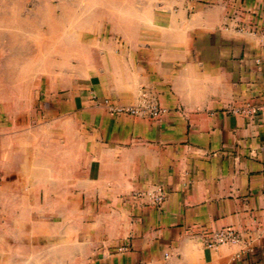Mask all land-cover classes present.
Listing matches in <instances>:
<instances>
[{"label": "crops", "instance_id": "0c3cea01", "mask_svg": "<svg viewBox=\"0 0 264 264\" xmlns=\"http://www.w3.org/2000/svg\"><path fill=\"white\" fill-rule=\"evenodd\" d=\"M169 14L135 24L126 47L100 58L99 73L54 93L57 138L72 117L90 159L88 194L106 211L94 215L95 236L76 233L69 249L63 231L56 259L30 264H264V0L184 1ZM105 99L150 100L168 112L111 114ZM246 105L258 111L232 112ZM156 188L159 205L147 196ZM227 227L239 242L206 248ZM15 236L0 228V264H16Z\"/></svg>", "mask_w": 264, "mask_h": 264}, {"label": "rangeland", "instance_id": "374dc122", "mask_svg": "<svg viewBox=\"0 0 264 264\" xmlns=\"http://www.w3.org/2000/svg\"><path fill=\"white\" fill-rule=\"evenodd\" d=\"M184 1L0 0V228L15 230L16 264L56 259L59 234L71 249L74 234L96 235L94 215L106 211L88 194L90 159L72 117L57 138L54 93L99 73L100 58L126 47L135 24H163Z\"/></svg>", "mask_w": 264, "mask_h": 264}, {"label": "built area", "instance_id": "2783aa9c", "mask_svg": "<svg viewBox=\"0 0 264 264\" xmlns=\"http://www.w3.org/2000/svg\"><path fill=\"white\" fill-rule=\"evenodd\" d=\"M191 1V0H185ZM257 60L256 63H259ZM102 104L107 108L111 114L116 115H129V116H143L149 119L158 120L163 115H165L168 110L167 108L161 106L157 102L150 100H142L136 106H124L111 103L109 100L105 99ZM258 111L257 107L246 105L243 108L234 109L232 112L239 113L242 115H253ZM141 193L134 194V196H141ZM147 196L150 198L151 202L155 205H159L164 200V193L160 188H156L154 191L148 192ZM209 240L205 242L206 248H215L223 244H236L239 242V235L235 230L230 227L222 228L211 232ZM127 247L120 246L117 251H125Z\"/></svg>", "mask_w": 264, "mask_h": 264}]
</instances>
